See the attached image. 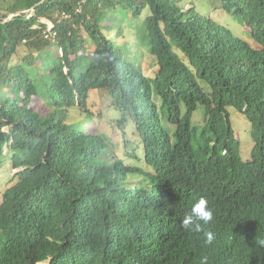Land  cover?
I'll use <instances>...</instances> for the list:
<instances>
[{"label":"trees","instance_id":"16d2710c","mask_svg":"<svg viewBox=\"0 0 264 264\" xmlns=\"http://www.w3.org/2000/svg\"><path fill=\"white\" fill-rule=\"evenodd\" d=\"M181 1L0 0V264H264V0ZM144 12L151 75L109 34Z\"/></svg>","mask_w":264,"mask_h":264},{"label":"rangeland","instance_id":"374dc122","mask_svg":"<svg viewBox=\"0 0 264 264\" xmlns=\"http://www.w3.org/2000/svg\"><path fill=\"white\" fill-rule=\"evenodd\" d=\"M192 1V5H195L198 11H201L205 13L207 10L212 16L218 17L220 19V16L218 14V11H220L225 19V23L228 25H234L237 24L239 21L234 18L233 16L227 15L221 8H218V5H220L219 0H182L181 4H188V2ZM126 16L122 17V23H123V32L117 33V29L112 26L113 29L109 32L110 36L113 38V40L117 43V46L120 48V51L124 56H128L134 60H137L139 63L143 65V69L145 73L147 74H153L154 68L156 67L154 61H153V55L148 50L149 46H145L140 43V38L143 36V18L146 15L144 12L139 17H132L130 14H125ZM46 21V20H44ZM50 24V22H48ZM236 27V32L241 33L242 37L246 39V37L242 34L240 31V27ZM100 95H97L96 92H93L89 97V105L91 106V109H93L95 116L88 117L85 119L86 124L93 123L96 125L97 128L100 130H104L108 134H113V136H117L113 132L112 129V122L109 121L108 117L105 116L99 117L98 112V104L100 100ZM98 102V103H97ZM110 111V110H108ZM199 112V111H198ZM116 114V113H115ZM230 116L232 119V124L236 126V131L240 139V151L242 154L243 159H248L251 157V149L253 144V139L251 137V134L249 132V126H251L250 121L248 120V117L244 115L243 112L236 111L232 109L230 111ZM86 118V117H85ZM201 121L200 119H197ZM245 122V124H244ZM3 176L0 174V180ZM1 187V184H0ZM44 264V263H41Z\"/></svg>","mask_w":264,"mask_h":264},{"label":"clouds","instance_id":"9594fccd","mask_svg":"<svg viewBox=\"0 0 264 264\" xmlns=\"http://www.w3.org/2000/svg\"><path fill=\"white\" fill-rule=\"evenodd\" d=\"M239 143H240V139H239ZM254 144H255V141L253 140L252 147L254 146ZM250 159L251 157L246 160L245 159L243 160L248 161ZM213 219H214L213 209L209 207L208 200L204 197H201L199 198L197 202L193 204L191 211L184 216L181 223L185 229L191 232L202 233L205 244L212 245L214 241L216 240V235L213 231L207 229L205 226L209 225L213 221ZM231 223H232V220H230V223L227 229L230 227ZM233 231H235V227L233 228L232 232ZM259 243H261V246H264V241L259 242ZM223 248L225 250H232L229 246L225 244H223Z\"/></svg>","mask_w":264,"mask_h":264}]
</instances>
